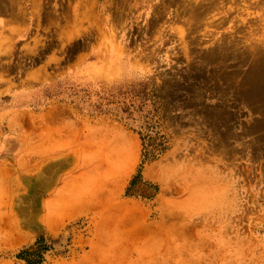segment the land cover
<instances>
[{"label": "rangeland", "instance_id": "rangeland-1", "mask_svg": "<svg viewBox=\"0 0 264 264\" xmlns=\"http://www.w3.org/2000/svg\"><path fill=\"white\" fill-rule=\"evenodd\" d=\"M7 112L0 264H264V0H0Z\"/></svg>", "mask_w": 264, "mask_h": 264}, {"label": "crops", "instance_id": "crops-1", "mask_svg": "<svg viewBox=\"0 0 264 264\" xmlns=\"http://www.w3.org/2000/svg\"><path fill=\"white\" fill-rule=\"evenodd\" d=\"M14 117L11 115V112L0 113V202H6L11 197L14 196V185L15 181H44L46 180V170L45 167H41L38 165L37 167V175H35V170H31L29 166L30 158L24 157L20 158L19 166H16L13 162H15V158H12L11 154H22L24 153L23 149L17 150L18 146L23 147L30 146V128L29 124L27 130H23L20 134L18 131L12 132L8 131L5 128V123L13 122ZM27 121L29 122V116L27 117ZM45 115L38 114L35 116L34 122H37V126L32 130L33 134L37 133L38 135V145L43 144L44 140V132L46 125ZM23 121L24 118H23ZM43 123V124H42ZM36 131V132H35ZM43 136V137H42ZM43 148V147H41ZM41 150V149H39ZM40 152V151H39ZM11 162L12 165H8L7 162ZM24 163V164H23ZM20 167V168H19ZM42 169V170H41ZM22 173V174H21ZM44 176V177H43ZM59 184L56 185L52 192V198L55 202H58L59 198L62 196L61 187L62 181H58ZM58 198V199H57ZM57 199V200H56Z\"/></svg>", "mask_w": 264, "mask_h": 264}, {"label": "bare ground", "instance_id": "bare-ground-1", "mask_svg": "<svg viewBox=\"0 0 264 264\" xmlns=\"http://www.w3.org/2000/svg\"><path fill=\"white\" fill-rule=\"evenodd\" d=\"M260 80H261V79H260ZM118 136H120V135H118ZM118 157H119V156H118ZM119 158H120V157H119ZM59 160H60V159H59ZM55 161H56V160H55ZM55 161H54V162H55ZM61 162H62V161H61ZM64 162H65V161H64ZM104 164H105V163H104ZM120 164L122 165V163H120ZM43 165H44V164H43ZM58 166H59V165H58ZM72 166L74 167L75 164L72 165ZM99 168H100V167H99ZM70 169H72V168H70ZM112 169H113V170H116L114 167H113ZM121 169H122V168H121ZM41 170H42V169H41ZM108 170H109V169H108ZM54 171H55V169H54ZM67 171H68V170H67ZM109 171H110V170H109ZM109 171H107V172H109ZM117 171H118V170H117ZM117 171H116V175H118ZM63 172H64V171H63ZM65 172H66V171H65ZM119 172H120V171H119ZM129 172H130V171H129ZM129 172H128V174H129ZM114 173H115V172H114ZM120 173H121V172H120ZM120 173H119V174H120ZM21 174H22V173H21ZM62 174H63V173H62ZM106 174H107V173H105V176H106ZM82 175H83V174H82ZM82 175H81V176H82ZM86 175H87V174H86ZM111 175H112V174H111ZM116 175H115V176H116ZM126 175H127V173H126ZM83 176H84V175H83ZM108 176H110L109 173H108ZM108 176H107V177H108ZM118 176H120V175H118ZM43 177H44V176H43ZM86 177H89V176L87 175ZM91 178H92V177H91ZM108 178H109V177H108ZM116 178H118V177L116 176ZM114 179H115V178H114ZM80 180H81V179H80ZM102 180H103V179H102ZM120 180H121V179H120ZM43 181H44V179H43ZM104 182H105V181H104ZM118 182H119V181H118ZM118 182H117V185L120 186V184H118ZM122 182H123V181L121 180V184H122ZM22 183H23V182H22ZM41 183H42V182H41ZM45 183H46V182H45ZM108 183H109V181H108ZM113 183H114V185H116V184H115V181H114ZM119 183H120V182H119ZM58 184H59V183H58ZM54 185H56V184H54ZM109 185L113 186L111 183H110ZM109 185H108V187L110 188ZM115 187H118V186H115ZM34 188H35V187H34ZM111 188H112V187H111ZM49 189H50V188H49ZM63 189H64V187H63ZM102 189H103V188H102ZM105 189H106V187H105ZM25 190H26V189H25ZM53 190H54V189H53ZM65 190H66V188H65ZM65 190H64V191H65ZM71 190H73V189H71ZM71 190H70V191H71ZM107 190H109V189H107ZM110 190L113 191L114 189L112 188V189H110ZM110 190H109V192L111 193ZM116 190H117V188H116ZM116 190H114V192H112V193L115 194ZM48 191H49V190H48ZM68 191H69V190H68ZM103 191H104V190H103ZM103 191H102V192H103ZM21 192H22V191H21ZM50 192H52L51 189H50V191L48 192V194H49ZM105 192H106V190H105ZM105 192H104V193H105ZM18 193H19V192H18ZM63 193H64V192H63ZM66 193H67V190H66ZM66 193H65V195H67ZM68 193H69V192H68ZM100 193H101V192H100ZM104 193H103V194H104ZM69 194H71V193H69ZM101 194H102V193H101ZM107 194H108V192H107ZM72 195H73V193H72ZM109 195H110V194H109ZM109 195H108V197H109ZM14 196H15V195H14ZM105 196H106V195H105ZM110 196H111V195H110ZM18 197H19V196H18ZM61 197H62V196H61ZM70 197H71V196H70ZM75 197H76V195H75ZM29 198H30V197H29ZM65 198H67V197H65ZM65 198H63V199H65ZM71 198H72V197H71ZM14 199H15V198H14ZM30 199H31V198H30ZM52 199H53V198H52ZM52 199H51V200H52ZM57 199H58V198H57ZM57 199H56V200H57ZM59 199H61V198H59ZM76 199H77V198H76ZM41 200H42V199H41ZM53 200H54V199H53ZM80 200H81V199H80ZM88 200H89V199H88ZM61 201L63 202V200H61ZM61 201H59V202H60L61 205H62V202H61ZM68 201H69V200H67V202L64 201V203L66 202V204H67ZM75 201H76V200H75ZM84 201H85V200H84ZM93 201H94V200H93ZM14 202H15V201H14ZM30 202H31V201H30ZM30 202H29V203H30ZM47 202H50V201L48 200ZM70 202H71V201H70ZM86 202H87V201H86ZM107 202H108V201H107ZM120 202H121V201H120ZM41 203H42V202H41ZM64 203H63V204H64ZM19 204H20V202H19ZM26 204H27V203H26ZM43 205H45V204H43ZM120 205H121V204H120ZM124 205H126V203H125ZM56 206H57V205H56ZM65 206H67V205H65ZM17 207H18V206H17ZM48 207H49V206H48ZM59 207H60V206H59ZM62 207H63V206H62ZM71 207H72V206H71ZM116 207H118V206H116ZM15 208H16V207H15ZM54 208H55V207H54ZM57 208H58V207H56L55 209H57ZM41 209H42V208H41ZM41 209H40V210H41ZM59 209H60V208H58V210H59ZM121 209H122V208H121ZM53 210H54V209H53ZM69 210H70V208H69ZM72 210H73V209H72ZM74 210L76 211V208H75ZM15 212H16V211H15ZM31 212H32V211H31ZM51 212H52V211H51ZM53 212H55V210H54ZM128 213H130V212H128ZM49 214H50V213H49ZM131 214H132V213H131ZM131 214H130V215H131ZM51 215H52V214H51ZM44 216H46V215H44ZM106 216H107V215H106ZM111 216H113V215H111ZM127 216H129V215H127ZM131 216H132V215H131ZM131 216H130V217H131ZM133 216H134V215H133ZM135 216H136V215H135ZM17 217H18V216H17ZM117 217H118V216H117ZM117 217H116V218H117ZM36 218H37V217H36ZM38 218H39V217H38ZM40 218H41V217H40ZM51 218H52V216H51ZM106 218H107V217H106ZM108 218H109V217H108ZM111 218H112V217H111ZM113 218H114V217H113ZM136 218H137V217H136ZM29 219H30V218H29ZM131 219H133V218L131 217ZM39 220H40V219H39ZM49 220H50V219H49ZM107 220H108V219H107ZM110 221H111V220H110ZM118 221H119V220H118ZM129 221H131V220H129ZM129 221L127 220V221H125V222H129ZM46 222H48V220H46ZM112 222H113V221H112ZM120 222H121V221H120ZM123 222H124V221H123ZM134 222H135V221H134ZM48 223H50L49 226L51 227V224H52V223H51L50 221H49ZM129 223H130V222H129ZM132 223H133V222H132ZM106 224H108V223H106ZM127 225H128V223H127ZM127 225H126V226H127ZM109 226H110V225H109ZM131 226H132V225H130V227H131ZM134 226H135V225H134ZM115 227H116V226H115ZM21 228H22V227H21ZM116 228H117V227H116ZM121 228H122V226H121ZM131 228H132V227H131ZM133 228H134V227H133ZM99 229H100V228H99ZM108 229H109V228H108ZM112 229H113V228H112ZM110 230H111V229H110ZM112 232H113V231H112ZM128 233H130V232H128ZM110 235H111V234H110ZM110 235H108V236H110ZM108 236H107V237H108ZM112 236H113V238L115 237L113 234H112ZM116 236H117V235H116ZM32 239H33V238H32ZM105 240H107V239L105 238ZM108 241H111V236H110V239L107 240V242H108ZM103 244H104V243H103ZM117 249H118V248H117ZM118 254H119V253H118ZM116 256H118V255H116ZM116 258H117V257H116Z\"/></svg>", "mask_w": 264, "mask_h": 264}]
</instances>
